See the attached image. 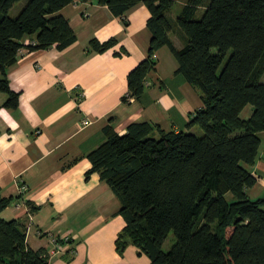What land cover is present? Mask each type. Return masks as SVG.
Returning <instances> with one entry per match:
<instances>
[{
    "label": "trees",
    "instance_id": "obj_1",
    "mask_svg": "<svg viewBox=\"0 0 264 264\" xmlns=\"http://www.w3.org/2000/svg\"><path fill=\"white\" fill-rule=\"evenodd\" d=\"M16 1L0 0L5 106L17 104L7 70L19 50L64 48L76 40L58 11L73 0H27L11 16L7 11ZM97 1L115 15L138 2L149 10L147 54L128 71L123 99L141 96L156 68L155 51L166 45L177 62L174 72L199 89L202 103L187 129L141 120L119 133L107 124L105 140L87 153L86 175L98 172L120 200L118 247L133 243L152 264H264V197L247 192L257 179L248 166L264 131V0H209L201 16L196 9L203 0H188L175 16L168 14L175 0ZM174 31L181 46L171 39ZM115 42L92 37L89 45L103 51ZM248 103L251 113L243 117ZM193 125L200 134L190 130ZM10 202L0 193V211ZM26 229L23 220L0 215V264H47L46 250L28 244ZM170 231L175 240L164 250Z\"/></svg>",
    "mask_w": 264,
    "mask_h": 264
},
{
    "label": "crops",
    "instance_id": "obj_2",
    "mask_svg": "<svg viewBox=\"0 0 264 264\" xmlns=\"http://www.w3.org/2000/svg\"><path fill=\"white\" fill-rule=\"evenodd\" d=\"M58 11L76 40L64 48L23 47L7 70L8 85L18 92L16 106L3 105L8 94L0 90V193L11 197L0 215L23 220L34 248L48 251L53 237L68 236L47 264H152L135 244L118 247L120 200L98 172L86 175V155L105 140L107 124L119 133L141 120L187 129L202 104L200 91L174 72L176 59L162 45L141 96L123 99L127 73L146 56L151 36L144 3L122 15L97 0H73ZM170 36L176 46L183 44L177 32ZM92 37L116 42L99 51L89 45ZM260 135L256 161L248 166L257 176L247 188L251 197H264V131Z\"/></svg>",
    "mask_w": 264,
    "mask_h": 264
},
{
    "label": "rangeland",
    "instance_id": "obj_3",
    "mask_svg": "<svg viewBox=\"0 0 264 264\" xmlns=\"http://www.w3.org/2000/svg\"><path fill=\"white\" fill-rule=\"evenodd\" d=\"M188 0H175L173 4L171 5L170 9L168 10L169 15L175 16V14L181 9L182 5L187 2ZM209 0H203V3L199 4L197 9H196V15L201 16V14L204 12L206 4L208 3ZM27 2V0H17L14 2V4L8 9L7 13L11 16L17 15L21 7ZM262 79H264V73L262 75ZM252 104L248 103L244 106V108L241 111V115L243 117L249 116L252 110ZM190 130H192L195 133L200 134L201 133V128L198 125H194ZM175 237L173 231H170L166 238L163 241L162 248L164 250L169 249V247L172 245L174 242ZM68 243V242H66Z\"/></svg>",
    "mask_w": 264,
    "mask_h": 264
},
{
    "label": "built area",
    "instance_id": "obj_4",
    "mask_svg": "<svg viewBox=\"0 0 264 264\" xmlns=\"http://www.w3.org/2000/svg\"><path fill=\"white\" fill-rule=\"evenodd\" d=\"M28 41L29 40H27L26 42H28ZM79 93H80V95H82L83 92L80 91ZM88 121H89L88 119H84L83 123H88ZM21 188L22 189L25 188V185H22ZM16 206H19V203H16ZM58 239L59 240L61 239L62 242H60ZM52 241L54 242V246L51 249H49L48 251H46V255L48 258L50 256L56 254L57 252L63 251V249L65 248L64 246H65L66 242H68V236H64L62 238L53 237Z\"/></svg>",
    "mask_w": 264,
    "mask_h": 264
}]
</instances>
